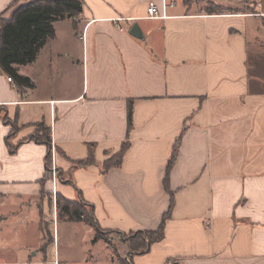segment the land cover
<instances>
[{"label":"crops","instance_id":"obj_1","mask_svg":"<svg viewBox=\"0 0 264 264\" xmlns=\"http://www.w3.org/2000/svg\"><path fill=\"white\" fill-rule=\"evenodd\" d=\"M30 1L0 0V17ZM79 1V16L55 22L36 58L15 65L29 87L0 67V232H52L37 247L8 239L0 264H70L55 252L60 224L85 233L87 262L105 252L117 264L92 224L53 217L43 190L80 195L118 233L157 228L172 194L163 238L131 264H264V0ZM242 1L249 10L235 8ZM39 123L62 180H41ZM124 140L121 164L103 170ZM90 152L92 164L76 166Z\"/></svg>","mask_w":264,"mask_h":264},{"label":"trees","instance_id":"obj_2","mask_svg":"<svg viewBox=\"0 0 264 264\" xmlns=\"http://www.w3.org/2000/svg\"><path fill=\"white\" fill-rule=\"evenodd\" d=\"M216 9V8H214ZM82 12V2L79 0H33L27 4H22L13 9L10 18L0 17V67L2 71L18 84V86L29 87L30 81L27 77L22 76L16 72L15 65H26L32 62L39 51L43 47L47 38L54 34L53 25L60 19H72L78 17ZM127 129L132 127V101L127 102ZM36 131L31 137L39 142L47 145V155L45 158V175L41 179L45 182L48 179L49 160H50V142L49 127L43 123L36 124ZM16 127L12 128L15 131ZM128 141L124 140L120 145V150L108 158L103 163V170H107L111 166H118L121 164L123 153L128 149ZM178 151L177 144L174 145L171 156L168 159L167 168L174 160ZM93 162V157L90 155L84 159L79 160L76 166H88ZM64 179L61 177L60 180ZM167 180V177L166 179ZM166 182V181H165ZM79 194V193H78ZM82 203L83 199L79 195ZM173 197L170 196L168 210L163 214L160 224L153 230H138L126 237L128 245V256L125 257L121 264H131L130 257L132 254L146 253L149 247L155 242L163 238V231L165 220L168 219L172 209ZM81 203L62 199L60 195L56 194L55 206L58 211V216H64L69 220L78 221L84 220L95 227V233L100 227L96 223L93 216V209L89 206V214L85 213L80 207ZM85 204V203H84ZM108 233L112 230H106ZM94 235V240H96Z\"/></svg>","mask_w":264,"mask_h":264},{"label":"rangeland","instance_id":"obj_3","mask_svg":"<svg viewBox=\"0 0 264 264\" xmlns=\"http://www.w3.org/2000/svg\"><path fill=\"white\" fill-rule=\"evenodd\" d=\"M207 3L211 2L210 0L206 1H200V3ZM235 8H239L240 10H249L250 9V3L249 2H238L237 5H235ZM67 19V18H66ZM62 20V19H61ZM49 166V172H48V178L52 180V172H51V160H49L48 163ZM55 179H60L61 177H65V173H60L58 169H56L54 173ZM41 198L44 199L45 201L47 200L49 204L52 207L53 210V217L58 216V211L55 208V199L56 195L53 193V191L48 190L45 191L43 190L41 192ZM76 203H81L80 207L83 209V211L87 214H89L88 207L82 203L80 197L76 199ZM40 204V203H39ZM40 209V205H39ZM33 211H30V209L27 210L26 212V217L29 218L28 220H32L33 217ZM51 215V212H49ZM47 216L42 217L43 222L49 227V221L48 219V214ZM59 217V222H62L65 217L63 216H58ZM48 221L46 223V221ZM51 223V222H50ZM51 226V225H50ZM50 231H51V227ZM26 231H22V229L19 230H13L12 235H8L10 230H4L0 232V244H4V242H9L8 239H16V241L19 242H27L30 244H34L37 246H40L41 244L40 241L47 240L48 237L50 238L52 235V232L49 233L50 231L48 228H46L47 233L42 231V233L36 234L37 228L34 229H25ZM12 231V230H11ZM49 231V232H48ZM133 232H124V233H118L115 231H110L109 233L106 230L99 229L98 232L94 233L96 238H100L103 242H107V246L110 250L111 253L114 254V259L117 264H121L122 261H124L125 257L128 256V245L125 242L126 237L130 236ZM37 237V239H36ZM47 237V238H46ZM43 239V240H42ZM55 252L60 254L61 256H67V259L69 260L70 264H110V259L107 258V255L105 252H100L99 255L94 256L93 262H87L86 260H90V254H93L92 252L88 253V245L85 242V233L81 232L78 234L77 230L69 229L68 227L60 224L58 233L56 232L55 234ZM47 244V243H46ZM44 247H42L43 249ZM41 249V248H40ZM126 249V253H123L124 250ZM39 250V248H38ZM99 250V249H98ZM125 254V255H124ZM94 255V254H93ZM99 256L101 257V260H99Z\"/></svg>","mask_w":264,"mask_h":264},{"label":"built area","instance_id":"obj_4","mask_svg":"<svg viewBox=\"0 0 264 264\" xmlns=\"http://www.w3.org/2000/svg\"><path fill=\"white\" fill-rule=\"evenodd\" d=\"M146 13H147V16L151 17V18H159L160 17L159 13H157L156 5L152 1L148 2L147 8H146ZM7 80L10 82L11 81V77H8ZM51 165H52L51 166L52 180L54 182L55 181L54 173L56 171V165H54L53 161H51Z\"/></svg>","mask_w":264,"mask_h":264},{"label":"water","instance_id":"obj_5","mask_svg":"<svg viewBox=\"0 0 264 264\" xmlns=\"http://www.w3.org/2000/svg\"><path fill=\"white\" fill-rule=\"evenodd\" d=\"M130 28H131L129 30L130 35H132L134 37H141L140 28H138L136 23H134Z\"/></svg>","mask_w":264,"mask_h":264}]
</instances>
